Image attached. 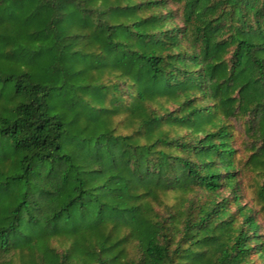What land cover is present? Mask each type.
Listing matches in <instances>:
<instances>
[{
  "label": "trees",
  "instance_id": "1",
  "mask_svg": "<svg viewBox=\"0 0 264 264\" xmlns=\"http://www.w3.org/2000/svg\"><path fill=\"white\" fill-rule=\"evenodd\" d=\"M0 264H264V0H0Z\"/></svg>",
  "mask_w": 264,
  "mask_h": 264
}]
</instances>
